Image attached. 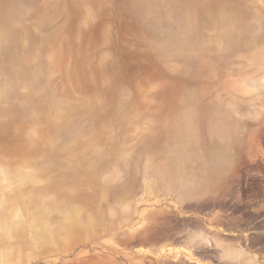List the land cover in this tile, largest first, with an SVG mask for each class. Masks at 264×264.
<instances>
[{"label":"rangeland","instance_id":"374dc122","mask_svg":"<svg viewBox=\"0 0 264 264\" xmlns=\"http://www.w3.org/2000/svg\"><path fill=\"white\" fill-rule=\"evenodd\" d=\"M0 264H264V0H0Z\"/></svg>","mask_w":264,"mask_h":264}]
</instances>
